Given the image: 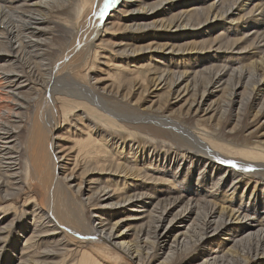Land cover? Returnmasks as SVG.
<instances>
[{"label": "bare ground", "instance_id": "1", "mask_svg": "<svg viewBox=\"0 0 264 264\" xmlns=\"http://www.w3.org/2000/svg\"><path fill=\"white\" fill-rule=\"evenodd\" d=\"M15 1L0 0V91L5 94H0V199L5 202L22 192L19 176L22 171L18 170L22 155L27 161L26 173L33 182L30 189L32 201L36 199L33 207L25 212L27 217L31 215L33 228L28 229L24 224L19 226L21 234L29 233L23 236L24 243L16 264H49L51 260V264H58L68 258L61 254L66 251L67 255L77 254L73 264H113L109 261L112 256H123L130 264H152L162 255L164 257L153 264L171 261L175 255L176 262L183 263L187 258L179 255L193 239L196 244L203 242L200 255L204 258L195 264H247L251 258L258 264H264V214L257 219L258 224L254 216L243 214L239 219L238 214L254 208V211L264 209L261 189L249 182L250 175L264 179V141L254 140L251 136L256 131L255 127L247 133L240 130L246 123L254 121L258 124V116L264 110V94L260 95V90L255 93L254 86L251 89L247 86L255 81L256 76L260 81L264 78V31L255 33V37L262 38L253 52L251 71L247 68L229 69L230 66L223 61L216 64L218 58L223 57L221 50L236 48L239 40L233 37L238 35L233 33L236 29L229 32V28L219 24L227 17L223 14L233 12L237 15L233 18L234 24L254 14V11L262 20L264 0H211L205 5L204 0L193 3L191 0H115L103 16L100 12L105 0ZM227 1L230 6L223 13V4ZM133 4L136 7H129ZM124 18L126 20L118 21ZM246 23L256 25L258 20ZM58 30L60 33H56ZM113 30L121 31V37L117 41L109 40L114 47L103 56H106V62H110L108 56L117 54L118 61L111 60L113 64L103 79L114 77L113 80L119 84L115 94L101 91L106 93L101 95L102 105L97 98V87L79 85L72 81V74L86 52L95 54L97 50L104 49L103 41ZM207 30L213 33L205 34ZM56 38L61 41L58 45L53 44ZM182 38L189 40H176ZM130 41L143 43L137 45L134 42L130 46ZM213 45L216 46L213 48ZM202 50L212 54H205ZM150 51L155 56L162 54L165 64L145 69L149 62L139 61L147 52L150 55L147 59L154 60ZM138 56L141 59L135 61ZM230 56L234 55L227 57ZM125 58L132 60V68L128 67L129 62H125ZM34 63L39 64L48 76L42 98L31 103V98L24 92L27 89L38 90L29 77V67ZM134 70L143 80L146 79L145 82L132 77ZM234 72H238L239 77L246 76L247 80L243 84L238 80L231 90L226 110L232 113L228 105L238 103L234 112L236 121L224 130V117L216 116L211 105L219 97L212 87L225 82V76L226 82L232 79ZM200 75H207V80L199 87ZM130 79L134 81L128 86L126 83ZM140 84L142 88L137 91ZM110 86L113 87L114 83ZM151 87L153 92L162 89L163 97L154 95L150 105H138L136 101ZM120 88H124L123 92L119 91ZM136 91V99L131 103L130 97ZM54 94L62 95V98L77 95L88 99L105 114L110 113L111 116L107 117L113 121L119 117L120 123L129 125H141L138 120L152 122L151 127L156 134L168 133L178 149L161 164L157 150L151 152L148 146L137 141L143 135L129 133L114 122L90 120L92 129L85 127L86 131L82 132L79 127L73 132L68 126L67 132H63H71L76 137L72 143L77 142V147L72 150V146L60 140L67 136L60 133L62 126L57 119ZM206 94L215 98L202 107L201 101ZM165 99L168 102L172 99L171 106L162 110ZM72 113L65 111L63 117L66 121ZM79 114L75 115V121L89 116L87 113ZM238 118L245 123L239 124ZM21 119L24 122H20ZM202 123H207L206 127ZM131 149L134 153L129 156ZM116 155H120L121 160ZM200 156L203 158L197 159ZM153 157L157 161H152ZM145 162L154 166L145 168ZM224 162L228 167L212 186L234 170L243 177L244 188L250 190L251 196L245 194L244 202L242 192L237 201L229 196L237 187L232 186L234 190L227 187L224 196L220 197L213 194L214 188L203 193L200 181H192V168L201 164L202 168L208 166L217 170ZM172 166L176 169H170ZM166 171L170 177H166ZM237 179L240 178H232L230 182L233 184ZM149 182L162 184L156 188V193L141 190ZM9 183L15 185L11 191L3 188H10ZM166 183L172 186L167 187ZM118 184L130 189L128 195H124L127 194L124 189L121 190L123 196L116 200V188L122 189ZM197 184L199 189H193ZM260 186L264 188L263 184ZM170 188L174 192L166 193ZM257 190L260 196H255ZM162 192L165 195L160 194ZM233 203L234 207H229ZM84 206L104 207L97 214H87ZM0 208V264H10L11 255L7 252L14 249L15 242H9V235L15 223L14 218L8 219V216L15 206ZM121 210H125L126 215L113 222L114 225L117 223V227L119 221L123 223L126 219H130L129 223L121 231L113 233L111 217ZM146 217L150 219L144 226L140 225L135 239H127L133 221L141 222ZM229 226L234 227L230 229ZM231 230L235 231L229 232ZM212 239L214 246H207ZM8 242L9 250L4 254ZM243 250L252 257L245 255Z\"/></svg>", "mask_w": 264, "mask_h": 264}, {"label": "rangeland", "instance_id": "2", "mask_svg": "<svg viewBox=\"0 0 264 264\" xmlns=\"http://www.w3.org/2000/svg\"><path fill=\"white\" fill-rule=\"evenodd\" d=\"M17 1H21V0H16L15 2H17ZM194 1H198V0H191L190 3H193ZM210 1L211 0H204V2H205L204 5L209 3ZM178 5L179 6H185L184 3H178ZM223 5H224L223 6V13H224V11H226V9L230 6V2L227 1ZM129 7L134 8L136 6L133 4V5L129 6ZM242 12H240V14ZM253 13L254 14H250L248 17H244V19H242L237 24L233 23V18L238 17L237 15H233V12H230V13L227 12V13L223 14V15H227V17L224 18L219 24L222 25L223 27L226 26L227 28H229V30H230L229 32H231L233 29H236V31H233V33L234 34L238 33V35L233 36V37L234 38H239V40L237 41L238 43L236 44V48L233 47L232 49H230L228 51L221 50V55H223V57H221L220 59L218 58V60H220V61L217 60L216 64H218L219 62L221 63L223 61V63H227L230 66L229 69H238V70L239 69H243V70H246V68H247V69H249L251 71V68L253 67L252 60L254 59V53L253 52L255 50L256 45L260 42V38H262V37H255V33L256 32L261 33V31H264V19H262V20L259 19L258 14H256L257 13L256 11H254ZM256 18L258 20V23L256 25H245V24H247L246 22H250L251 20L252 21L256 20ZM121 20H126V18L119 19L118 21H121ZM191 20H192V22L196 21V19H191ZM131 23H134V20L131 19ZM236 25H238V26H236ZM131 26H133V25H131ZM217 31H219V29L216 30V33H218ZM210 32L213 33L212 30H207L205 34H208ZM56 33H60V31L58 30V31H56ZM120 33H121V31H116L115 32L113 30V31H111V33L108 34L107 38L104 36L103 38H106L103 41V42H105L104 49L97 50L95 54H93L92 51L86 52L84 57H83V60L79 63V65L76 67V69L74 70V72L72 74V81L78 83L79 85H82L85 88H89V85H93V86L97 87V89L99 90L98 91L99 97H97V98L101 100V104L102 105L104 104V101L102 100L101 95H104L106 93H103L101 91H107V92L110 91L111 94H115L116 93V86L119 84V81L113 80L114 77L113 78L109 77V79H103V78H105V75H106L105 72H107L109 70V68L112 66V64H113L112 61L113 62L114 61H118V59H117L118 55L117 54H110V56H108V59L111 58V60H112V61L110 60V62H106L107 58H106V56L104 57L103 55L105 53H109L108 50L111 49L112 47H114V44L110 43L109 40L110 39H114L116 41L119 40V38L121 37ZM263 37H264V35H263ZM252 38H254L253 39L254 41H251ZM176 40L187 41V40H189V38H182V39H176ZM134 42L137 45H140V44L143 43V42L142 43H138L136 41H130L129 42L130 46H133L132 44ZM60 43H61V41L58 38L54 39V41H53V44H55V45H58ZM125 43H128V42L125 40ZM215 46L216 45H213V48ZM202 52H204L205 54H212L211 52H207L205 50H202ZM147 53H149V52H147ZM147 53L143 57V59H145V60L141 59L140 56L135 58V61L141 59V61H139V63L140 62H145V61L149 62V65H147L145 67V69H148L150 67L152 68V66L154 67L155 65L163 66V64H165V59L162 56V54H159V55L155 56L154 55L155 53L151 52V55L154 58V60H152V59L149 60V59H147V57L149 55ZM51 55L55 56L56 54L52 53ZM130 55H131V53L129 55H126V56H130ZM229 55H234V56L233 57H231V56L227 57ZM125 62H129L128 67L132 68V66H131L132 60L131 59L126 60V58H125ZM201 62L202 61H200L198 63H201ZM193 63L195 64V63H197V61H193ZM212 63H215V62H212ZM38 65L39 64H37V63L35 64L34 63L33 66L29 67V70H30L29 71V77L34 82V84L38 87V90L35 91L33 89H27L24 92V94L26 96H29L31 98V101H30L31 103L37 102V101H39V99L42 98L41 96L44 94L43 93V89L45 88L46 82H47V76L48 75L44 74V72L40 69V67ZM140 69H142V67H140ZM151 71L152 70H149V72H151ZM232 75H233L232 79H230V80H228L226 82L227 78H225L226 77L225 76L224 77L225 82H223L220 86H214V85H216V84H214L213 87H212L213 91L215 93H217V96L219 95V97L217 98V100L215 99V101H213V103L211 105H212L213 108H215L214 109V114L216 116H218L220 114V115H222L224 117V119L222 118V121L226 123L225 127H224V130L229 129L232 126V124L235 123V121H236L234 112L236 110V106L238 105V103L229 104L228 105V107H230V110H232L233 114L230 111L226 110V106H227L226 102L227 103L230 102L229 98L231 96V94H230L231 90L233 89V87L235 86V84H236V82L238 80H241L242 84L245 83V81L247 80L246 76L239 77L238 76L239 75L238 72H234V73H232ZM201 76L202 75H200V77ZM132 77L133 78H137V80L141 81V83L145 82V80H146V79L143 80L139 76V73L136 70L133 71ZM21 79L22 78H20L19 80H21ZM206 80H207V75L202 76L199 79V87L202 86L204 81H206ZM133 81H134L133 79H130L126 83V85H128V86L131 85V83H133ZM112 82L114 83L113 87L110 86V83H112ZM140 85L141 86L139 87V89H136L137 91L141 90L142 84H140ZM237 86L239 87V85H237ZM247 86L250 89L253 88V86H254L253 90H255V93H257V91L260 90L261 91L260 95L264 94V78L261 79V81H260V77L256 76L255 77V81H253L252 84H247ZM221 87H223V89L221 91H219V88H221ZM123 89L124 88H120L119 91L123 92ZM240 89L241 88H238L237 91H240ZM153 90L154 89H152V87H151L149 92L145 93L139 100L136 101L137 104L141 105V103H145L146 105H150L152 100L155 99V96L157 97V95H161L163 97V95H162L163 90L162 89H158L157 92H153ZM137 91L134 93L135 95H132L130 97L131 98V100H130L131 103H133V101L136 99ZM95 92H97V91H95ZM0 94L1 95H5L1 91H0ZM260 95L257 94V97H261ZM53 96L57 99V101L55 102V106L57 107L56 108L57 109V117H58L57 119H58V122H59V126H62L60 128V133L62 134V136H64V135L67 136V138L64 137L65 139H60L61 143L65 142L67 145L72 146V150H74L77 147V144H76L77 142L72 143V141L75 140L76 137L74 135H72L71 132H69L68 134H64L63 132H67V130H65V129H67L68 126H70V128H72L73 132L74 131H78L79 127H80V131H82V132L86 131V130H84L85 127H89L90 129H92L93 126H90L91 125L90 120H98V121H103V122H108L109 121L111 123L114 122V125L118 126L119 128L124 129L125 131H128L129 133H132L134 135H143V137H140V140H137V141L142 143V144H144V145H146V146H148L150 148L151 152H154L155 150H157L158 153H160L158 155V158H159L158 161L161 162V164L166 160V158L172 156V153L175 152L176 149H178L177 148L178 146L176 145L175 142L173 143V141L171 140V138L168 135V133L156 134L154 129L151 127L152 122H145V121L138 120L139 122H141L140 123L141 125H129V124H126V123H120L121 118L116 116L117 117L116 118L117 121L115 119L113 121L112 119L107 117V115H109L110 113L106 112L107 114H105L104 112L101 111L100 108H98V106H94L92 103H90V101L88 99H85L83 97H79L77 95L76 96H68L67 95V97H64L65 99L62 98V95L54 94ZM239 97H240V94L237 97H235L236 100H238ZM214 98H215V96H213V95H211V96H209L208 94L204 95V98L201 101V106L202 107H206L210 103V101L212 99H214ZM10 100L14 101L13 99H10ZM64 101H66L65 104H63ZM170 102H172V99L170 100ZM170 102L166 101V99H165L163 101V105L161 106L162 110L169 109V107L171 106V105H169V104H171ZM223 102H225L224 105H222ZM159 103H160V101H159ZM157 104H158V102H157ZM35 106L36 105H34V107ZM66 106H67V109H65ZM34 107H31V108H34ZM65 111L66 112H71V113L72 112H76V114L82 113V114H79L81 116L83 115V113H87L89 116H84V118L78 119V121H75L74 117H75L76 114L72 113L69 116L68 120L66 121L65 120L66 118L63 117ZM26 114H29V112L28 113L26 112ZM110 116H111V114H110ZM23 117H24L23 119H25V115H23ZM23 119H21L20 122H24ZM238 120H240L239 124H244L245 123V121H243L240 118H238ZM25 121H26V119H25ZM86 121H88L90 123H84ZM257 121H258V124L256 122H254V121H252V123H246L245 125H243L241 127L240 130L241 131L243 130L244 133H247L248 131H250L251 129H254V127H255L256 131H255V133L251 134V136L254 137L253 138L254 140L264 141V110L258 116ZM62 122L64 123L63 125H62ZM206 124L207 123H202V125L205 126V127H206ZM221 127H223V123H222ZM22 129H24V127ZM126 140H128V139H126ZM128 144H132V143H128ZM126 151H127V148H126ZM130 151H132V149ZM118 153H120V152H118ZM133 153L134 152L132 151L129 154V156H131ZM116 157L121 160L120 155L119 156L116 155ZM154 158L155 157L152 158V161L153 160L157 161ZM198 158H203V157L200 156V157H197V159ZM21 159H22L21 168L18 169V170L22 171L21 173L19 172V176H20V178L22 180V182L20 183L22 192L20 194H15L14 196L12 195V197L7 199L5 202L2 199H0V207L1 206L2 207H7L8 205H10L12 207L15 206V210L12 209V213H10L9 216H8L9 218L7 217L8 219H10L12 217L14 218L13 221L15 223V226H14V228L11 229V233L9 235V242L14 240L15 246L13 247L14 249H10L9 250V242H8L6 244V246H5L4 251H3L4 254H5L7 252V250H9L7 253H9L11 255V257H10L11 259L9 258V256H7V257L10 260L9 261L10 264H16L18 262L17 256L19 254V250L22 248L23 243H24L23 236L27 235L29 233V231L28 232H24L23 231L24 234H21V230H20L19 226L24 224V225L28 226V229L29 228L32 229L33 226H34L32 224V222H31V215H30V218H29V217H27L28 215L25 214V212H27L28 210H30L33 207L34 202L36 200L35 199V200L32 201L33 192H32V190H30L32 188L33 182L31 180V178L29 177L28 173H26V170L28 169V167L26 165L27 161H26L25 155H22ZM24 159H25V161H24ZM119 159H117V160L119 161ZM23 161H24L26 166L24 165ZM159 162H156V163H159ZM152 163H155V162H152ZM176 164H178V163L176 162ZM222 164L223 165L220 164V169H217V170H215L214 168L211 169L208 166L202 168V165L199 164V166H197L196 168H192V181H194V182H199L200 181V184L202 185V189L204 191L203 193H207V192L210 191L211 188H214L213 189L214 190L213 194H216L217 196H220V197L224 196L223 194L226 192V188L227 187H229L231 190H234L232 186L237 187L236 190L234 192L232 191V193L229 196H230V198L232 200L237 201L239 199V197H240V193L242 192L244 194V197H242V200L244 202V200L246 198V195H250L249 194L250 190L249 189L247 190L246 188H244V186H246V185L244 184V180H242L243 177L241 175H239L238 173H236L234 170H232V172H231V173H234V174L229 175L231 173H228V174L226 173L225 177L222 176L219 179V182L217 183V185L212 186L213 185V181L215 179L217 180L218 177H219V174H221L223 172V170L228 167V165L225 162L222 163ZM144 165H145L144 166L145 168L147 167V165L148 166H154V164L150 165V164H147V162H145ZM165 169H167V168H165ZM170 169L175 170L176 168L172 166ZM164 172H165V170H164ZM198 172H200V174ZM166 173H167V171H166ZM166 177H170L168 173H167ZM232 178H240V179H237L232 184L230 182ZM250 178H251L250 181H249L250 184H253L254 187L256 185V186H258L261 189L262 197L264 199V188H262L260 186V184L264 185V179H262L259 176H254V175H252V176L250 175ZM158 183L159 182L146 183L145 186L141 190H143V191H145L147 193L155 192L156 188L157 187L159 188V186H161V184H162V183H159V184ZM183 184L184 183H182V185ZM165 185L167 187H171L172 186L169 183H166ZM9 186H10V188H8V187L7 188L3 187V188L7 189L8 191H11L12 190L11 187H15V185H13V183H9ZM122 186H121V184H118L119 188L122 187ZM3 188H2V190H3ZM192 188L193 189H195V188L199 189V186L197 184L195 187H192ZM116 189H117L116 190L117 192H116V194H114V197H115L116 200H118V199L121 198V195H122L121 194L122 193L121 190L124 189L125 192H127V194H124V195H128L130 188L122 187V189L121 188L120 189L116 188ZM254 190H255V188H254ZM165 192L166 193L174 192V190H172L170 188V189H168ZM165 192H162L160 194H163ZM17 195H20V196H17ZM82 195H83V197L86 196V194H82ZM163 195H165V194H163ZM255 196H260V192L258 190L256 191ZM85 201L86 200L83 199V202H85ZM216 201H218V200H216ZM22 202L25 205H22ZM101 204H103V202ZM234 205H235V203L230 204L229 207H234ZM103 207L104 206H100V207H98V209H96L93 206H91L89 208H87V206H84V209H85L84 212L87 213V214H91V213L92 214H97V213H99L98 210H102ZM150 207H151V205L149 206V208ZM125 210L124 211H122V210L121 211H117V213H115L111 217V222H112V227H113L112 228V232L113 233L121 231L124 227L127 226V223H129L130 219H126V221H124L123 223L121 221H119L118 222L119 225L117 227H116L117 223L115 225L113 223L117 219H119L120 217H123V216L126 215V211ZM254 210H255V208L253 210H249L248 212L247 211H242V212L239 211L238 212V214L240 213V218L239 219H241L243 214H247V215L249 214V215L254 216V221H255L256 224H258L259 218L264 214V209H259L257 211H254ZM128 211H130V210H128ZM0 214H1V212H0ZM234 215L237 216V213H234ZM104 216H106V215L104 214ZM91 218L95 219V217H91ZM8 219L6 220V222L8 221ZM149 219H150L149 217H146L141 222H134L133 221V223H132L133 228L131 230H129L130 233L127 234L126 238L127 239H135L136 233L138 232V230L141 227L140 225L143 224V226H144L146 223H148ZM27 221H28V223H26ZM166 222H167V220L164 221V223H166ZM257 226L258 225H256V227ZM232 227H234V226H229L228 228L231 229ZM233 231H235V230H231L229 232H233ZM17 234H18V236H17ZM20 234H21L22 237L19 236ZM214 240H215V238H214ZM214 240L213 239L210 240L207 243V246L213 247L214 246V243H213ZM196 242H194V239H193V240H191L189 242V244H186V247L182 248L185 251L183 253H180L179 257L180 256L181 257L186 256V258H187V259H185V261L183 263H180V262L177 263L176 262L177 259H176V255H175V258L173 260H171V261H173L172 264H195L197 262H200L202 260V258H204V255H200L201 254V245L203 244V242L198 243V244H196ZM42 249L44 250L45 248H42ZM46 249L49 250V248H46ZM244 250L242 252L245 253ZM66 253H67V251L66 252H62L61 254L64 257H68V258L65 261H61L58 264H73L75 262V257H76L77 254L74 253L72 255H67ZM245 255H247L248 257L249 256L252 257L248 253H245ZM163 257L164 256L162 255L158 259L154 260L153 263H155L157 261H160ZM188 258H191V260H189ZM193 260H196V261L193 262ZM52 261L53 260H51V262L49 264H51ZM109 261L112 262L113 264H130L128 261H125L123 259V256H119V257L112 256L111 258H109ZM171 261H166V263L164 261L163 264H169ZM244 263L245 262H243V264ZM1 264H5V263H1ZM247 264H258V263H257V261L255 259L251 258L250 260H248Z\"/></svg>", "mask_w": 264, "mask_h": 264}, {"label": "snow or ice", "instance_id": "3", "mask_svg": "<svg viewBox=\"0 0 264 264\" xmlns=\"http://www.w3.org/2000/svg\"><path fill=\"white\" fill-rule=\"evenodd\" d=\"M114 3H115V0H105L103 9L101 10L100 15L103 16L104 15V12L108 8L112 7L114 5Z\"/></svg>", "mask_w": 264, "mask_h": 264}]
</instances>
